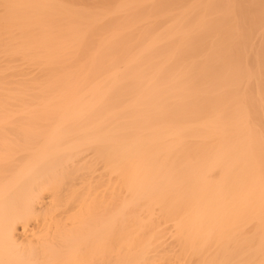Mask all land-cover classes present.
Here are the masks:
<instances>
[{
  "label": "bare ground",
  "instance_id": "1",
  "mask_svg": "<svg viewBox=\"0 0 264 264\" xmlns=\"http://www.w3.org/2000/svg\"><path fill=\"white\" fill-rule=\"evenodd\" d=\"M170 1L38 33L31 96L0 107V264L140 260L158 227L264 264V0Z\"/></svg>",
  "mask_w": 264,
  "mask_h": 264
},
{
  "label": "rangeland",
  "instance_id": "2",
  "mask_svg": "<svg viewBox=\"0 0 264 264\" xmlns=\"http://www.w3.org/2000/svg\"><path fill=\"white\" fill-rule=\"evenodd\" d=\"M166 2L169 0H0V107L2 97L31 96L38 33L47 32L44 28L51 25L52 16L107 27L90 29L95 32L109 30L114 25L128 26L130 22L142 27L148 19L158 16L159 10H164ZM214 229L222 228H144L139 232L142 235L138 236V242L141 245L147 242L146 256L140 255L139 260L120 254L110 264H237L214 235L190 232ZM113 236L117 240L134 238V234L127 232Z\"/></svg>",
  "mask_w": 264,
  "mask_h": 264
}]
</instances>
